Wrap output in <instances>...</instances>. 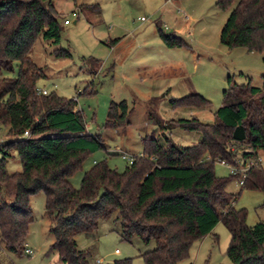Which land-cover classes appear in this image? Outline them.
Masks as SVG:
<instances>
[{
    "label": "trees",
    "instance_id": "trees-1",
    "mask_svg": "<svg viewBox=\"0 0 264 264\" xmlns=\"http://www.w3.org/2000/svg\"><path fill=\"white\" fill-rule=\"evenodd\" d=\"M234 1L216 0L215 6L227 10ZM93 7L99 11L98 5ZM60 35L52 0H0V125L9 138L0 146V241L5 249L24 251L31 222L29 197L43 192L44 209L52 216L50 251H56L61 264H90V254L78 247L76 237L93 233L100 221L110 217L119 224L121 241L131 243L137 237L144 244L154 243L140 254L145 264H178L188 256L190 246L211 234L218 222L230 236L229 264H264V218L249 226L247 211L231 204L244 189L264 191L259 162L249 167L237 194L228 193L226 186L233 178L239 181V176L214 173L215 162L235 165L232 145L247 147L240 153L242 162L264 152V75L260 88L250 82L238 85L228 76L212 123L193 117L171 119L160 127L198 132L197 143L179 146L165 139L160 144L148 135L141 139V156L134 157L123 171L109 167L105 160L96 162L75 189L69 178L90 153L104 150V145L99 136L86 132L74 100L54 92H36V83L44 75L29 56L33 44L41 37L57 45ZM159 36L169 48L185 46L175 35L159 32ZM219 40L229 49L264 53V0H236ZM54 56L68 58L70 54L56 49ZM15 62L17 74L9 77ZM209 104L196 93L169 100L172 109H201ZM129 113L126 101H111L104 127L129 124ZM9 151L19 159V172L6 171ZM111 264H131V258Z\"/></svg>",
    "mask_w": 264,
    "mask_h": 264
},
{
    "label": "rangeland",
    "instance_id": "rangeland-1",
    "mask_svg": "<svg viewBox=\"0 0 264 264\" xmlns=\"http://www.w3.org/2000/svg\"><path fill=\"white\" fill-rule=\"evenodd\" d=\"M215 1L52 0L61 35L57 45L41 37L33 44L29 56L44 75L36 88L74 100L86 132L99 136L104 145V150L90 153L69 178L73 188L79 187L84 172L94 162L105 160L109 167L123 171L128 158L141 156V139L148 135H154L160 144L165 139L179 146L197 143L201 139L198 132L160 127L168 125L171 119L193 117L205 124L212 123L213 112L222 105L228 76L238 85L250 82L253 87H261L264 53L248 52L241 47L229 49L219 40L222 25L236 0L227 10H220ZM94 5H98L99 11ZM64 20L68 23L64 24ZM159 32L181 38L185 46H165ZM56 49L68 51L70 57L56 58ZM17 71L15 62L7 76L14 77ZM194 93L209 101V106L170 107V99ZM123 100L130 112L129 124L105 128L109 103ZM6 130L0 125V146L9 139ZM231 149L238 166L240 153L247 147L232 145ZM9 153L6 171L19 172L21 164L16 153ZM257 159L264 172L263 151L258 152ZM257 159L253 162L257 163ZM214 173L218 177L231 175L230 169L220 162H215ZM240 188L233 178L226 191L237 194ZM231 204L247 211L249 226L264 218V191L244 189ZM29 206L31 222L24 249L30 253L9 252L0 241V264H61L56 251H50L52 216L44 209L43 192L31 195ZM118 227V222L110 217L100 221L93 233L76 237L78 247L90 254V264H111L122 258H131V264H145L140 254L152 249L154 243L144 244L137 237L131 243L123 242ZM229 240L227 229L218 222L211 234L190 246L188 256L178 264H229L226 256Z\"/></svg>",
    "mask_w": 264,
    "mask_h": 264
},
{
    "label": "built area",
    "instance_id": "built-area-1",
    "mask_svg": "<svg viewBox=\"0 0 264 264\" xmlns=\"http://www.w3.org/2000/svg\"><path fill=\"white\" fill-rule=\"evenodd\" d=\"M68 21L67 20H64V24H67ZM36 92L38 94H46L47 91L46 90H40V89H36ZM25 136L28 135L27 132L24 133ZM117 151H119L117 149ZM122 158H125V155L121 154ZM257 162H259V160L257 159ZM128 163H132V159L128 158ZM220 163L222 165H225L227 166L229 169H230V174L231 175H234V176H239V185H242L243 184V180L245 179L246 177V173L249 169V167L253 164V160H248L247 162H242L240 161V164L237 166V165H232V164H228L224 161H220ZM24 252L29 254L30 253V250H27V249H24Z\"/></svg>",
    "mask_w": 264,
    "mask_h": 264
},
{
    "label": "crops",
    "instance_id": "crops-1",
    "mask_svg": "<svg viewBox=\"0 0 264 264\" xmlns=\"http://www.w3.org/2000/svg\"><path fill=\"white\" fill-rule=\"evenodd\" d=\"M94 162V161H93ZM94 163H96V162H94ZM94 241H95V238H92ZM97 263H98V261H97Z\"/></svg>",
    "mask_w": 264,
    "mask_h": 264
}]
</instances>
